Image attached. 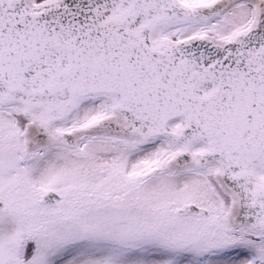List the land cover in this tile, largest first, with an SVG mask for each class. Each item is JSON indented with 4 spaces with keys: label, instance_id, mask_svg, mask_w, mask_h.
I'll use <instances>...</instances> for the list:
<instances>
[{
    "label": "snow or ice",
    "instance_id": "obj_1",
    "mask_svg": "<svg viewBox=\"0 0 264 264\" xmlns=\"http://www.w3.org/2000/svg\"><path fill=\"white\" fill-rule=\"evenodd\" d=\"M0 264H264V0H0Z\"/></svg>",
    "mask_w": 264,
    "mask_h": 264
}]
</instances>
